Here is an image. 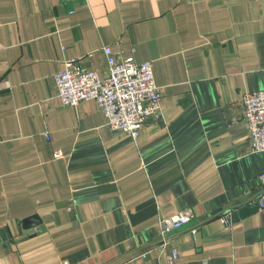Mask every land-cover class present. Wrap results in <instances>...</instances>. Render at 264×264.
<instances>
[{
	"label": "crops",
	"instance_id": "1",
	"mask_svg": "<svg viewBox=\"0 0 264 264\" xmlns=\"http://www.w3.org/2000/svg\"><path fill=\"white\" fill-rule=\"evenodd\" d=\"M103 46L151 62L136 139L56 96L68 59L104 76ZM260 89L264 0H0V264H264V152L234 122Z\"/></svg>",
	"mask_w": 264,
	"mask_h": 264
},
{
	"label": "built area",
	"instance_id": "2",
	"mask_svg": "<svg viewBox=\"0 0 264 264\" xmlns=\"http://www.w3.org/2000/svg\"><path fill=\"white\" fill-rule=\"evenodd\" d=\"M102 50L107 61L104 76L100 77L95 70L83 66L77 58L68 59L64 61L63 69L54 75L56 96L64 105L95 101L106 125L127 132L136 139L143 123L148 119H158L160 115V91L153 78L151 62H136L133 57L118 56L109 46H103ZM240 103L242 112L234 122L240 120L246 125L248 151L264 152V89L245 92ZM258 179L264 184V169ZM252 203L264 210V189ZM190 220L191 212L187 209L161 217L158 224L161 233L167 235ZM220 221L227 224L230 218L222 215ZM176 254L172 251L166 262L157 264H174Z\"/></svg>",
	"mask_w": 264,
	"mask_h": 264
},
{
	"label": "water",
	"instance_id": "3",
	"mask_svg": "<svg viewBox=\"0 0 264 264\" xmlns=\"http://www.w3.org/2000/svg\"><path fill=\"white\" fill-rule=\"evenodd\" d=\"M257 206V205H256ZM239 214H241V211H240V213Z\"/></svg>",
	"mask_w": 264,
	"mask_h": 264
}]
</instances>
